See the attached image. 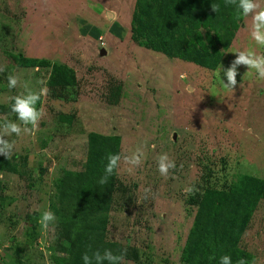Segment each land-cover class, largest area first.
Here are the masks:
<instances>
[{
	"label": "rangeland",
	"instance_id": "374dc122",
	"mask_svg": "<svg viewBox=\"0 0 264 264\" xmlns=\"http://www.w3.org/2000/svg\"><path fill=\"white\" fill-rule=\"evenodd\" d=\"M136 5L0 0V122L16 120L8 97L26 88L48 89L37 105L46 112L39 128L8 137L16 149L11 159L0 155L12 165L0 168V264H53L56 221L45 230L39 219L56 197L62 171L81 168L89 132L120 136L116 172L122 189L109 210L107 239L129 247L123 264H186L181 255L195 215L189 198L241 174L264 180V81L239 66L234 91L222 82L236 51L252 48L264 55V46L251 39V17L241 16L212 69L141 46L131 37ZM11 53L31 57L35 65H21ZM56 67L67 69L72 85L55 83L61 78ZM9 74L20 76L15 89L8 88ZM137 148L143 163L129 173L123 157ZM162 153L177 165L168 178L157 171ZM188 187L195 191L185 192ZM29 223L36 241L27 233ZM240 247L253 255L251 264H264V200Z\"/></svg>",
	"mask_w": 264,
	"mask_h": 264
},
{
	"label": "trees",
	"instance_id": "16d2710c",
	"mask_svg": "<svg viewBox=\"0 0 264 264\" xmlns=\"http://www.w3.org/2000/svg\"><path fill=\"white\" fill-rule=\"evenodd\" d=\"M212 5L218 6L216 12ZM136 9L131 37L141 46L212 69L230 46L242 16L236 5L226 0H137ZM10 56L27 67L36 62L21 53ZM56 69L61 78L55 83L61 87L72 85L74 79L67 69ZM69 119L60 117L61 122ZM119 146V135L89 132L81 168L62 171L56 197L49 203L56 216V238L49 248L53 264H84L85 253L103 254L105 249L128 256V246L107 239L109 210L114 194L122 189L116 170L105 184L99 183L105 175L108 155L120 153ZM6 167L12 169L8 160L1 159L0 168ZM2 193L0 185V196ZM189 200L195 215L182 260L186 264H219L222 255H230L233 264L241 258L251 264L253 255L240 247V242L257 205L264 200V180L249 174L233 176L221 186H204ZM1 201L0 216L4 205ZM30 224L27 233L36 241L35 227Z\"/></svg>",
	"mask_w": 264,
	"mask_h": 264
},
{
	"label": "clouds",
	"instance_id": "9594fccd",
	"mask_svg": "<svg viewBox=\"0 0 264 264\" xmlns=\"http://www.w3.org/2000/svg\"><path fill=\"white\" fill-rule=\"evenodd\" d=\"M226 3L236 5L239 13L244 17H251L250 36L251 39L259 46H264V5L260 3V0H226ZM212 10L216 12L218 6L212 5ZM235 59L231 62L230 66L224 70L227 83H224L226 88L234 91L237 86L238 67L245 66L247 70H254L257 79L264 81V55L257 54L252 48L238 50L235 53ZM5 69L0 66V72ZM223 70V66L220 64L218 74ZM247 74V71L244 75ZM7 85L9 89H15L20 85V76L16 74H9L7 76ZM48 89L42 88L39 91H33L30 89L25 92L8 97L10 102V110L15 113L16 120H9L7 117L0 122V155H3L6 159H11L14 150L16 149L15 141H11L8 137L15 135L16 137H22L24 135H30L39 128L40 121L46 115L43 107H37L41 101L42 95L47 94ZM153 149L155 145L152 146ZM144 152L142 148H137L130 155L123 157V162L128 165L127 171L132 173L135 168H138L143 163ZM122 157L119 153L109 154L107 157V164L104 167L105 175L100 179L99 183L105 184L109 176H111L115 170L119 169ZM157 171L159 174L168 178L170 172L175 170L177 165L174 159H172L168 153H162L157 157ZM0 179H3V174H0ZM195 191L194 187H188L185 192L192 193ZM56 221L55 213L50 209L42 212L39 224L45 230L48 229L51 223ZM84 264H104L107 261L108 264H123V254L116 255L110 249H105L103 254L99 251L94 252L91 256L85 253L82 256ZM219 264H233L232 257L230 255H222L219 259ZM237 264H247V261L243 258L239 259Z\"/></svg>",
	"mask_w": 264,
	"mask_h": 264
},
{
	"label": "water",
	"instance_id": "95a60500",
	"mask_svg": "<svg viewBox=\"0 0 264 264\" xmlns=\"http://www.w3.org/2000/svg\"><path fill=\"white\" fill-rule=\"evenodd\" d=\"M107 17H110V12H107ZM175 134H174V139H175Z\"/></svg>",
	"mask_w": 264,
	"mask_h": 264
}]
</instances>
